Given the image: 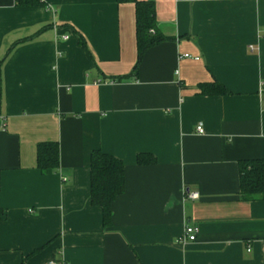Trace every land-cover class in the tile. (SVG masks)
I'll return each instance as SVG.
<instances>
[{
    "label": "crops",
    "instance_id": "crops-1",
    "mask_svg": "<svg viewBox=\"0 0 264 264\" xmlns=\"http://www.w3.org/2000/svg\"><path fill=\"white\" fill-rule=\"evenodd\" d=\"M151 1L163 41L140 55L134 2L0 0V264H264V192L242 200L239 176L264 159V0ZM95 150L125 165L110 226Z\"/></svg>",
    "mask_w": 264,
    "mask_h": 264
},
{
    "label": "trees",
    "instance_id": "trees-1",
    "mask_svg": "<svg viewBox=\"0 0 264 264\" xmlns=\"http://www.w3.org/2000/svg\"><path fill=\"white\" fill-rule=\"evenodd\" d=\"M134 2L136 11V33L138 39L139 54L155 44L163 41L159 36H152L150 29L155 27V3L139 2L137 0H118ZM19 7L41 6V0H16ZM203 95H230V91L219 84H210L203 87ZM38 168L44 173L51 169H56L59 165V147L57 143L50 142L38 146ZM154 159L147 155H139L138 165L152 164ZM90 196L93 207L103 210V223L110 226L112 217V204L122 196L125 190V165L112 155H107L99 150H95L90 160ZM240 191L241 199L244 201H255L261 198L264 192V159L246 160L240 164ZM4 214L0 210V221Z\"/></svg>",
    "mask_w": 264,
    "mask_h": 264
},
{
    "label": "built area",
    "instance_id": "built-area-1",
    "mask_svg": "<svg viewBox=\"0 0 264 264\" xmlns=\"http://www.w3.org/2000/svg\"><path fill=\"white\" fill-rule=\"evenodd\" d=\"M64 40H68V37H64ZM189 56L188 55H185V58H188ZM196 131L197 133L199 134H204L203 132V127L201 125H199L197 128H196ZM187 198L190 199V200H198L199 199V194L198 193H190L188 192L187 194ZM198 234H199V228L197 226H190V225H187L185 227V231H184V234L182 236V238L178 241V244L179 245H186L187 243H194L197 241L198 239ZM48 264H65L63 261H53V262H50Z\"/></svg>",
    "mask_w": 264,
    "mask_h": 264
}]
</instances>
